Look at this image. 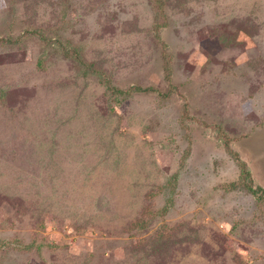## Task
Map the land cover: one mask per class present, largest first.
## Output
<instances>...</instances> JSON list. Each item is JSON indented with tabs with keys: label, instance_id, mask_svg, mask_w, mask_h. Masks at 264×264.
<instances>
[{
	"label": "rangeland",
	"instance_id": "rangeland-1",
	"mask_svg": "<svg viewBox=\"0 0 264 264\" xmlns=\"http://www.w3.org/2000/svg\"><path fill=\"white\" fill-rule=\"evenodd\" d=\"M226 140L264 188V0H0V264H264Z\"/></svg>",
	"mask_w": 264,
	"mask_h": 264
},
{
	"label": "trees",
	"instance_id": "trees-1",
	"mask_svg": "<svg viewBox=\"0 0 264 264\" xmlns=\"http://www.w3.org/2000/svg\"><path fill=\"white\" fill-rule=\"evenodd\" d=\"M158 9L159 11L163 10V5L162 3L158 4ZM162 14V12H159ZM164 15V14H162ZM163 26L162 23L160 22H156L153 26L156 38L160 41V29ZM163 43V42H162ZM164 70H165V77L166 79L169 81V91L166 92H162L159 90L158 87L150 85V86H143L141 84H135L132 86H129L127 88H120V87H116L114 85L111 84V80H108L106 77H103V83L105 85L108 86V88L113 90V100L114 101H118L120 98H125V97H129L131 96L133 93L135 92H160V95L162 97L166 96L167 94H171L175 89H177L172 82H171V70L170 68L167 66V64H165L164 66ZM225 146L226 149L229 151V153L233 156V158L237 161V164L240 168V174H239V178L235 181H232L231 183L227 184L226 187L229 190H233V189H243L248 193L253 194L258 203H259V207L262 208L264 205V188L262 186L259 185H255L254 184V179L252 177V172L248 166V164L242 160V158L240 157L239 153L237 151H235L228 140H226L225 142ZM137 223H141L140 221H138Z\"/></svg>",
	"mask_w": 264,
	"mask_h": 264
}]
</instances>
